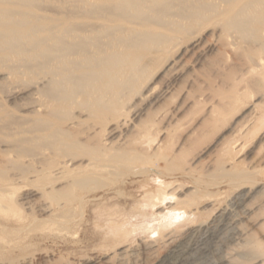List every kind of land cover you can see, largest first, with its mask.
Wrapping results in <instances>:
<instances>
[{"label": "bare ground", "instance_id": "obj_1", "mask_svg": "<svg viewBox=\"0 0 264 264\" xmlns=\"http://www.w3.org/2000/svg\"><path fill=\"white\" fill-rule=\"evenodd\" d=\"M58 1L50 11L46 0H0V264H31L29 232L43 233L58 222L68 231L71 214L93 206L97 191L120 194L113 186L150 173L159 150L149 152L157 144L156 126L172 123L167 112L147 109L158 101L149 86L154 70L170 69L190 55L192 71H185V78L191 88L201 76L193 68L202 67L207 54H218L229 63L220 79L226 85H209L218 102L208 108L205 123L212 120L213 131L239 114L243 123L234 119L228 129H239L234 136L242 131L244 140L258 135L264 123V0ZM191 93L182 106L211 101ZM252 99L258 104L244 107ZM136 107L141 109L134 119L145 117L131 124L127 118ZM245 143H226L224 151L242 150ZM250 169L235 170V177L221 182L239 190L251 186L238 191L230 205L241 208L244 218L264 189L251 185L257 169ZM206 189L201 198L210 197ZM169 204L170 222L193 216L194 208L182 200ZM234 207L196 228L200 237L193 243L169 248L159 264H196L209 252L206 242L217 239L215 227H230V240H240L241 217L233 215ZM144 249L151 252L154 246ZM119 257L122 263L124 253ZM227 259L220 257L218 264H230Z\"/></svg>", "mask_w": 264, "mask_h": 264}, {"label": "rangeland", "instance_id": "obj_2", "mask_svg": "<svg viewBox=\"0 0 264 264\" xmlns=\"http://www.w3.org/2000/svg\"><path fill=\"white\" fill-rule=\"evenodd\" d=\"M46 1L50 9L46 8L55 11L54 5L59 1ZM52 1H56L54 5ZM46 8L44 12L49 14ZM188 57L182 58L170 69L162 66L154 70L150 76L149 86L153 88V94L158 97V101L147 109L157 113L167 112L172 122L169 127L163 122H158L156 126L157 144H161V147L158 148L155 144V147H151L153 149L149 151L153 155L152 150L159 149L158 157L151 158L153 164L149 167L152 168L149 169L150 173L130 177L124 184L119 185L120 187L113 186L117 191L120 190V194L116 195L114 191L108 194L97 191L93 206L74 210L71 214L74 223H71L68 231L62 223L58 222L53 227H49L52 231L47 228L43 233L38 230L29 232L25 241L28 243L26 250L30 255L28 253L27 257L31 264L40 262V264H79V262L81 264L91 257H100L98 264H159L168 255L169 248L181 243H193L198 236L200 237L194 233L196 228L214 221L220 210L234 207L230 205L234 202L238 191L251 189L250 185L239 190L240 188H236L234 184L221 183L235 177L232 175L233 171L240 170L242 174L244 171L250 172V168H256L257 174L251 177L255 182L251 185L264 188V139H262L264 123L258 135L253 139H245L247 143L243 139L242 131L241 136H238L240 135L238 133L234 136L235 130L238 132L239 129L236 128L233 132L228 129L234 119L243 123L242 116H237L239 114L235 116L236 118L228 119L230 123L227 121L221 123L227 128L221 124L217 125L220 128L223 127L224 131L222 128L219 132L215 131L218 130L216 127L213 132L212 127L211 129L209 127L213 125V122L212 125H208L212 120L210 119V123H205V120H209L208 108L213 102H218V98L211 90L215 85L218 86L221 83L223 86L226 85L220 79L226 74L223 70L224 66L229 63L218 54H207L203 66L193 68L203 77L200 76L190 88L185 78V71H192L190 68L192 60ZM176 58L177 55H173L171 60L175 61ZM174 68L178 70L177 73L174 72ZM218 71L220 75L217 74ZM252 80L255 82V79H250L248 82L256 89V83ZM188 90H192V96L202 95L201 93L206 97L211 96L209 97L211 101L199 103L190 109L182 106ZM255 101L253 99L248 101L244 107L251 110L258 104ZM12 105L9 104V107ZM140 109L141 107H136L134 112L129 114L127 119L131 124L145 117V114H141L134 119ZM178 109H180L179 112ZM263 119L264 116H261L260 120ZM163 129L169 136L167 140L165 135H162ZM220 131L223 133L221 134ZM237 137L244 141L240 142ZM235 140L245 143V148L235 149L226 155L225 144ZM232 164L235 167L232 172L225 173ZM205 188L210 197L201 198ZM164 194H173L174 197L169 200L164 198ZM175 200H182L185 206L194 208L191 210L193 216H188L186 220L170 222L168 217L173 212L169 210L171 206L169 203ZM253 204H251L253 213L247 218L242 217V209L237 208L236 205L231 209L233 215L241 217L238 227L243 233V240L242 238H240L241 241L230 240V227L225 229L215 227L217 239L214 242H206L208 255L201 256L196 264H218L220 257L224 256L226 259L229 257L227 260L230 264H264V207L262 208L264 189L255 195ZM31 214L38 215L35 211ZM218 228L220 231L217 230ZM124 232H128V236H122ZM148 244L154 246L153 251L147 252L144 249ZM122 252L124 257L120 263L122 257L119 256ZM130 255H134V258ZM39 258L41 261L37 260ZM47 259L48 262H45Z\"/></svg>", "mask_w": 264, "mask_h": 264}]
</instances>
